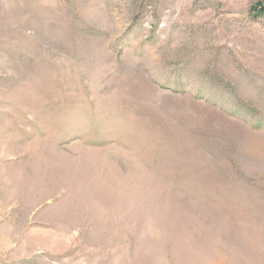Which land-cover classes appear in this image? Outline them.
<instances>
[{"label": "rangeland", "instance_id": "obj_1", "mask_svg": "<svg viewBox=\"0 0 264 264\" xmlns=\"http://www.w3.org/2000/svg\"><path fill=\"white\" fill-rule=\"evenodd\" d=\"M0 264H264V0H0Z\"/></svg>", "mask_w": 264, "mask_h": 264}]
</instances>
